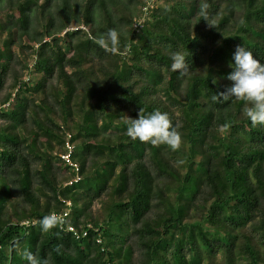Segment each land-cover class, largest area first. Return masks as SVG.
<instances>
[{
  "label": "trees",
  "instance_id": "1",
  "mask_svg": "<svg viewBox=\"0 0 264 264\" xmlns=\"http://www.w3.org/2000/svg\"><path fill=\"white\" fill-rule=\"evenodd\" d=\"M148 1L0 0V264H264V125L217 95L238 44L264 63V0H163L134 31ZM141 109L178 149L126 134ZM62 200L85 237L41 230Z\"/></svg>",
  "mask_w": 264,
  "mask_h": 264
},
{
  "label": "clouds",
  "instance_id": "2",
  "mask_svg": "<svg viewBox=\"0 0 264 264\" xmlns=\"http://www.w3.org/2000/svg\"><path fill=\"white\" fill-rule=\"evenodd\" d=\"M205 7L206 4L201 5L202 10ZM98 39L101 44L107 41L115 51L118 40L117 30L109 29L106 33H101ZM171 60L173 69H184V60L179 53H173ZM230 67L232 71L227 79L232 83L224 92L217 95L222 99H243L246 101L243 111L250 123L253 126L264 125V63H261L243 44H238L233 52ZM141 112L142 109L138 118L128 117L126 134L134 140L138 139L152 145H167L173 151L178 149L180 134L174 126H171L168 114L159 109H153L146 115H141ZM177 163L182 161L178 160ZM56 223V217L52 214L41 217L39 221L42 231L52 228ZM25 258L28 264H38L31 252L26 253ZM44 264H47L46 260Z\"/></svg>",
  "mask_w": 264,
  "mask_h": 264
},
{
  "label": "built area",
  "instance_id": "3",
  "mask_svg": "<svg viewBox=\"0 0 264 264\" xmlns=\"http://www.w3.org/2000/svg\"><path fill=\"white\" fill-rule=\"evenodd\" d=\"M163 0H149L146 5L142 8L143 10V15L140 16L139 18L135 19L134 24H133V30L134 31H139L140 28L142 27L144 21H145V17L150 13L151 9H153L157 4L161 3ZM71 139V134H67V141L65 143V148H66V152L63 154H60V158L61 160L67 164L70 168H72L75 172V176L72 180H70L68 183H66L67 186H72L75 183H78L81 181V176L79 174L80 172V165L75 162L72 159V154L74 152V145L73 143H71L70 141ZM62 202H64L66 204V206L68 207V210L63 212V213H53L52 215H54L56 217L57 223H59V225L61 226V228L65 229L67 232L71 233L73 236H75L77 239H80L82 237H85L87 235V232L84 231L82 233L79 232V230H77V228L75 226H73L68 220V216L70 214V208L72 207V202L70 200H62ZM34 223L25 221L22 222L21 225L23 226H29V225H34Z\"/></svg>",
  "mask_w": 264,
  "mask_h": 264
},
{
  "label": "rangeland",
  "instance_id": "4",
  "mask_svg": "<svg viewBox=\"0 0 264 264\" xmlns=\"http://www.w3.org/2000/svg\"><path fill=\"white\" fill-rule=\"evenodd\" d=\"M8 106V105H7Z\"/></svg>",
  "mask_w": 264,
  "mask_h": 264
}]
</instances>
